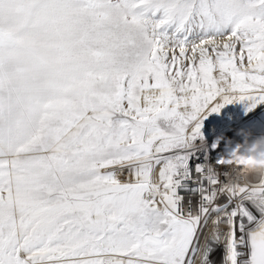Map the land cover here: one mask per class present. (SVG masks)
I'll list each match as a JSON object with an SVG mask.
<instances>
[{
  "label": "snow or ice",
  "instance_id": "obj_1",
  "mask_svg": "<svg viewBox=\"0 0 264 264\" xmlns=\"http://www.w3.org/2000/svg\"><path fill=\"white\" fill-rule=\"evenodd\" d=\"M242 129L264 0H0V264H264Z\"/></svg>",
  "mask_w": 264,
  "mask_h": 264
},
{
  "label": "built area",
  "instance_id": "obj_2",
  "mask_svg": "<svg viewBox=\"0 0 264 264\" xmlns=\"http://www.w3.org/2000/svg\"><path fill=\"white\" fill-rule=\"evenodd\" d=\"M234 130L235 129H233V131ZM242 133L243 134H249V133H254V132L251 129H242V130L237 131V136L239 137V139H237V140L227 138L226 136H221L220 138H218L216 140V141H219V146L223 142L224 151L221 153V156L223 157V159L221 160V163L227 164V165H235L232 163H225V158H228L231 155V153L237 149H238L239 153L244 154V155H257L256 153L259 152V150L253 151V149L255 148V145H256L254 142H252L250 145L242 146V144H244V142L241 139Z\"/></svg>",
  "mask_w": 264,
  "mask_h": 264
},
{
  "label": "clouds",
  "instance_id": "obj_3",
  "mask_svg": "<svg viewBox=\"0 0 264 264\" xmlns=\"http://www.w3.org/2000/svg\"><path fill=\"white\" fill-rule=\"evenodd\" d=\"M219 147V141L213 144V148ZM253 151H256L254 148ZM225 163H232L237 166H243L247 170H264V151H260L258 155H244L239 153L238 149L234 150Z\"/></svg>",
  "mask_w": 264,
  "mask_h": 264
},
{
  "label": "bare ground",
  "instance_id": "obj_4",
  "mask_svg": "<svg viewBox=\"0 0 264 264\" xmlns=\"http://www.w3.org/2000/svg\"><path fill=\"white\" fill-rule=\"evenodd\" d=\"M241 139L242 141L244 142V144H242V146H247V145H250L252 142H254L256 145H255V148L256 150L259 152L260 151H264V134L262 135H257L255 132L254 133H249V134H241ZM255 140V141H254ZM243 148V147H242ZM257 152L256 154L258 155ZM243 167V166H242ZM264 170H247V169H244L243 168V175H247L249 172H252V173H260Z\"/></svg>",
  "mask_w": 264,
  "mask_h": 264
},
{
  "label": "rangeland",
  "instance_id": "obj_5",
  "mask_svg": "<svg viewBox=\"0 0 264 264\" xmlns=\"http://www.w3.org/2000/svg\"><path fill=\"white\" fill-rule=\"evenodd\" d=\"M229 108H231L233 111L236 110V107L235 106H229Z\"/></svg>",
  "mask_w": 264,
  "mask_h": 264
}]
</instances>
